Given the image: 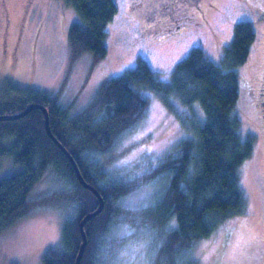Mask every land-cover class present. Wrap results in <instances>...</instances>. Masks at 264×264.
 <instances>
[{
  "label": "trees",
  "instance_id": "obj_1",
  "mask_svg": "<svg viewBox=\"0 0 264 264\" xmlns=\"http://www.w3.org/2000/svg\"><path fill=\"white\" fill-rule=\"evenodd\" d=\"M67 1L80 15L69 29L74 54L90 50L94 62L101 61L108 54V26L118 12L117 1ZM255 38L252 22L238 21L221 63L208 60L201 46L192 48L190 58L172 70V87L156 83L149 63L139 57L138 71H126L119 79L106 78L92 102L73 116L56 96L40 89L19 87V97L15 96L21 99L19 103L10 96L1 99L0 114L21 112L32 103L46 106L53 133L105 199L103 210L85 224L88 243L80 264H107L109 236L122 222L143 233L152 264H182L196 242L210 236L221 222L244 213L239 168L252 155L254 138L243 136L235 114L240 90L237 69L249 59ZM141 88H149L170 109L175 110L165 97L188 107L194 134L153 157L145 173L119 174L110 168L111 158L106 155L145 117L150 101H141ZM254 97L264 106L263 97ZM11 105L19 110L3 111L14 108ZM0 152L23 164L22 170L0 179V233L38 202L59 208L64 219L62 235L44 255L43 263L75 264L83 240L81 219L98 208L99 200L79 181L71 161L48 134L44 110L35 108L21 117L0 119ZM47 172L56 175L63 187L58 189L61 195L57 200L32 199ZM154 183L159 188L148 203L140 207L127 204L126 197Z\"/></svg>",
  "mask_w": 264,
  "mask_h": 264
},
{
  "label": "rangeland",
  "instance_id": "obj_2",
  "mask_svg": "<svg viewBox=\"0 0 264 264\" xmlns=\"http://www.w3.org/2000/svg\"><path fill=\"white\" fill-rule=\"evenodd\" d=\"M116 1L118 12L109 23L106 39L108 54L95 63L90 50L74 54L69 29L73 22L80 20V15L72 3L0 0V102L5 96L18 98L19 87L35 88L56 96L61 105L69 107L71 116L76 115L92 102L106 78L128 66H136L139 57L170 70L161 71V76H171L175 65L194 45L201 46L216 58V63H221L225 47L234 38L239 17L250 16L256 38L249 59L237 69L240 90L235 108L243 136L254 138L252 155L239 168L246 208L243 214L231 216L210 236L196 242L185 253L184 262L183 259L180 262L264 264V111L262 114L258 109L260 98L256 101L254 97L264 98V0ZM153 94L163 111H155L151 123H145L149 120L145 116L106 155L111 158L110 168L119 174L145 173L153 157L194 134L188 107L183 108L178 102L185 109L182 117ZM195 105L203 113L201 104ZM11 107L14 108L3 111L19 110L17 106ZM137 132L146 134L138 142L125 146V139ZM132 153L139 154L130 167L118 164ZM22 169V163L0 152V179ZM42 184L34 191L45 189L33 191L32 199L57 200L61 195L58 189L63 187L55 174L47 172ZM158 188L157 183L144 186L125 200L130 207L143 206ZM63 220L59 208L38 202L0 233V264H44V255L61 238ZM130 229L133 228L122 222L110 234L107 264H119L117 254L126 253L137 243L145 245L143 258L140 254L135 259L124 256L126 264H152L146 238L127 239L126 232Z\"/></svg>",
  "mask_w": 264,
  "mask_h": 264
},
{
  "label": "snow or ice",
  "instance_id": "obj_3",
  "mask_svg": "<svg viewBox=\"0 0 264 264\" xmlns=\"http://www.w3.org/2000/svg\"><path fill=\"white\" fill-rule=\"evenodd\" d=\"M78 22V21H77ZM239 22L241 24L244 23H251L252 19L250 16L247 15H242L239 17ZM195 45L193 46V48L195 49ZM191 53L190 52H186L184 54V56L180 59V63H183L185 60L190 58ZM206 58L208 60H210L213 63H216V58L211 54V53H207L205 52ZM149 70L153 72V77L156 80V83H160L163 84L165 87H172V80H171V76L169 75H158L161 71H170L167 69H163L156 67L155 65L151 64V62H149ZM126 71H138V66H128L124 71L121 72H117V73H113L112 77L113 79H119L122 78L124 73ZM154 86V85H153ZM152 86H149V88ZM149 88H141L139 89V94H140V99L141 101H143L144 103H149V101H151V104H149V107L144 109V115L149 117V120L146 121L145 123H151V120L153 119V114L155 111L159 110V111H163L158 102H156V98L153 94V92L151 90H149ZM134 91H137L136 89H133ZM169 104H171L175 110L183 117V115L185 114V109H183L180 104L178 103V101L173 98V97H165ZM176 127L178 128L179 126L176 125ZM146 134V133H133L131 136H128L125 139V146H127L128 144H134L136 142H138L140 139H142V136ZM143 151V150H141ZM139 153H132L130 156L126 157L124 160H120L118 161V164L121 166H126V167H130L132 165V163L134 161L137 160V156ZM105 171H107V169H104ZM147 206L145 205V208ZM133 211H139V209H132ZM143 233L140 232L138 233L135 229H130L126 232V238L131 240L133 237H141L142 238ZM55 245H53L54 247ZM144 243H137L134 246L130 247L128 249V251L126 253L120 254L118 253V260H119V264H126V262L124 261V256H128L129 259H135L137 254H140L141 259L143 258L142 256V250L144 248Z\"/></svg>",
  "mask_w": 264,
  "mask_h": 264
},
{
  "label": "water",
  "instance_id": "obj_4",
  "mask_svg": "<svg viewBox=\"0 0 264 264\" xmlns=\"http://www.w3.org/2000/svg\"><path fill=\"white\" fill-rule=\"evenodd\" d=\"M35 108H40V109L44 110L45 115H46V128H47L48 134L58 144V146L63 150V152L67 155V157L71 161L79 181L83 185L88 187L90 190H92L99 200L98 208L96 210L89 212L86 215H84L83 218L81 219V222H80V228H81L83 240H82V243L80 245L76 260H75V264H80L83 253H84L85 248H86L87 243H88V237H87V233L85 230V224L88 220H90L91 218H93L94 216H96L97 214H99L103 210V208L105 206V199H104L103 195L100 193V191L85 179V177L83 176V173L81 172V169H80L77 161L75 160L73 154L69 151V149L66 148V146L53 133V131L51 129V125H50L49 110L46 106H44L41 103H32L26 109H24L21 112L11 113V114H0V119H13V118L21 117V116L25 115L27 112H29Z\"/></svg>",
  "mask_w": 264,
  "mask_h": 264
},
{
  "label": "flooded vegetation",
  "instance_id": "obj_5",
  "mask_svg": "<svg viewBox=\"0 0 264 264\" xmlns=\"http://www.w3.org/2000/svg\"><path fill=\"white\" fill-rule=\"evenodd\" d=\"M257 93L259 94L258 90ZM256 96V95H255ZM258 101V100H257ZM263 104V102H261ZM259 101L257 102L258 105V109L261 111V113L263 114L264 111V106L261 104ZM261 105V106H260ZM264 116V115H263Z\"/></svg>",
  "mask_w": 264,
  "mask_h": 264
}]
</instances>
